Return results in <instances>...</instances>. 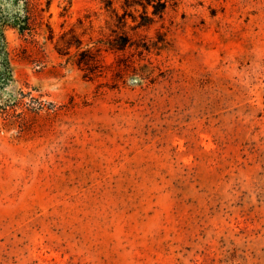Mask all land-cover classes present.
I'll use <instances>...</instances> for the list:
<instances>
[{
    "label": "rangeland",
    "instance_id": "374dc122",
    "mask_svg": "<svg viewBox=\"0 0 264 264\" xmlns=\"http://www.w3.org/2000/svg\"><path fill=\"white\" fill-rule=\"evenodd\" d=\"M30 8L6 31L0 264H264V0L140 28L101 0Z\"/></svg>",
    "mask_w": 264,
    "mask_h": 264
},
{
    "label": "trees",
    "instance_id": "16d2710c",
    "mask_svg": "<svg viewBox=\"0 0 264 264\" xmlns=\"http://www.w3.org/2000/svg\"><path fill=\"white\" fill-rule=\"evenodd\" d=\"M31 0H0V88L14 80V68L10 56L6 31L8 28H17L21 33L30 30ZM171 0H101L107 10H111L119 23L125 26L127 17L135 22L134 28L149 27L158 17L163 18ZM119 3L123 13L119 14L115 4ZM50 0H47L49 7ZM136 13L138 15H136ZM151 13V15H150ZM129 38L118 36L110 42L112 49L125 50ZM139 47V46H138ZM148 49V48H147ZM88 61V60H86ZM80 63V62H79Z\"/></svg>",
    "mask_w": 264,
    "mask_h": 264
}]
</instances>
